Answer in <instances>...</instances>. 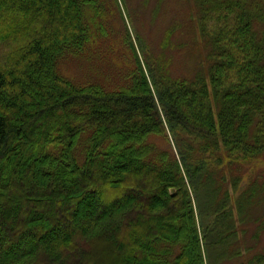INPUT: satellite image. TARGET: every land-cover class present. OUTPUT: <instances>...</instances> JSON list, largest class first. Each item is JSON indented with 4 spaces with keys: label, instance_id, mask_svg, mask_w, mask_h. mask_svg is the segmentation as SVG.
I'll list each match as a JSON object with an SVG mask.
<instances>
[{
    "label": "trees",
    "instance_id": "16d2710c",
    "mask_svg": "<svg viewBox=\"0 0 264 264\" xmlns=\"http://www.w3.org/2000/svg\"><path fill=\"white\" fill-rule=\"evenodd\" d=\"M197 1L207 73L124 25L111 85L61 70L113 41L118 0H0V264H264L239 241L263 187L233 173L264 162V0Z\"/></svg>",
    "mask_w": 264,
    "mask_h": 264
},
{
    "label": "rangeland",
    "instance_id": "374dc122",
    "mask_svg": "<svg viewBox=\"0 0 264 264\" xmlns=\"http://www.w3.org/2000/svg\"><path fill=\"white\" fill-rule=\"evenodd\" d=\"M118 1L123 20L117 17L113 22L118 32L114 34L113 41H107L99 49L96 48L97 52L89 50L91 54L85 59L70 57L62 63V73L81 83L91 80L105 83L106 79H111L108 81L111 85L117 82V73L119 69H125L130 56V52L120 45L119 37L124 25L140 57L147 62H158L159 68L170 76L193 79L199 73H207L211 51L201 36V14L197 0ZM161 143L166 146L164 141ZM233 173L241 176L238 193L254 181L260 185V190L263 187L260 194L257 193V204L253 205L248 221L244 225L239 224L241 250L243 256L249 258L254 253L264 252V162H244L236 166ZM103 191H100V198L96 202L98 205L109 204ZM59 228L71 230L68 223ZM246 248L250 249V253ZM221 264L237 262L234 259L224 260Z\"/></svg>",
    "mask_w": 264,
    "mask_h": 264
}]
</instances>
